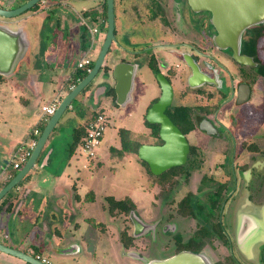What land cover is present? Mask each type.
I'll list each match as a JSON object with an SVG mask.
<instances>
[{
    "label": "rangeland",
    "instance_id": "obj_1",
    "mask_svg": "<svg viewBox=\"0 0 264 264\" xmlns=\"http://www.w3.org/2000/svg\"><path fill=\"white\" fill-rule=\"evenodd\" d=\"M47 1L51 6L53 2H55L53 5H59V10L55 13L52 12L53 16L57 15L59 18V25H52V17H48L41 27L32 29V33L34 32L35 35L38 33L40 37L39 41L35 43H53L51 53H57L56 50L61 43H79V34L83 26L80 19L82 10L96 5L98 0ZM159 2L161 6L164 3L166 5L170 4L172 9H167V14L170 23L173 20L175 21L170 25V28L174 29L177 36L172 34L167 39L168 27L163 30L161 26L150 23L146 19L150 13L160 14ZM131 3L132 0H122L126 13H129ZM122 5L120 1L114 0V41L122 43L125 50L122 51L125 57L122 56L121 59L133 60L129 51L137 50V45L131 43H154L155 41L159 43L163 40L183 38L190 43L204 47V51L211 58L214 57L218 60L209 62L211 68L213 65L215 66V63L219 66L220 73L215 75L218 83L216 89L226 99L219 98L213 102L212 99L204 98L202 100L203 98H198L193 94L182 96L178 94L181 93V85L173 81L172 103L192 106L204 102L213 109L217 105L215 101L220 102L219 105H222V107H220L216 118L222 123V126L215 129L213 134H208L199 126L186 134L189 145L198 147L202 159L197 160L199 166L196 170H194L195 168L191 170L190 176H169L168 182L172 189L164 193L170 186H160L159 190L156 179L147 173L135 154L125 153L120 156L111 151V148H120L118 130L121 128L129 131L131 141H138L141 144H155L158 142L156 137L148 134L144 123L145 113L149 105L160 93L156 74L151 71L153 69L150 70L146 66H141L144 65L145 58L139 59L141 61L138 63L140 69L136 67L128 99L123 101V98L117 95L113 99L112 96L105 94L106 88L114 87L113 79L110 73L108 76H104L99 71L87 84L82 91L83 93L79 94V96L84 95L87 98L78 106L82 108L84 114L79 115L75 110L68 107L59 117L55 127L56 134L52 142L53 150L49 166L57 170L69 160L71 171L76 173H74V179L79 195V202L75 203L76 209L72 212V217L77 220V225L74 224L75 228L71 230L62 231V241L59 247H65L69 243L75 242L81 247V252L73 255L51 254L52 264H84L83 261L87 264H138L136 261L121 255L118 238L123 228L130 230L129 221L125 220L123 215L113 216L109 213L107 196H112L115 199L128 197L133 201L134 212L140 219L145 220V222L152 221L154 218L159 220L156 230L152 229V233L142 235L139 238L143 240L147 247L144 254L146 257L153 259H162L174 253L172 238L175 232L172 230V223L176 224V231L183 238L190 235V228L195 219L180 215L177 212V202L182 195L189 191L194 192L198 200L204 199V192L208 191L209 184L208 182H204V184L201 182L200 177L203 173L218 175L219 178L230 175V177L237 180L235 199L234 201L228 200L225 203L220 218L228 235L230 234V227L228 226L229 213L231 214L236 210H247L256 216H259L261 210L264 213V84L257 83L254 91L245 101L233 99L226 102L229 99V89L224 86L227 79V70L233 77L236 76L233 64L228 60L232 58L235 61L233 58L234 45L228 43L227 46H223L218 44L221 42H215L216 31H214L211 19H208V14L204 12L203 17L198 16L197 12L194 13L189 10L185 0H143L141 12L145 17V21L135 23V26L130 25V18H127L126 13L121 10ZM48 10L51 11L50 8ZM184 19H187V23L184 22ZM86 23L88 27L96 25V22L91 20H86ZM243 34L245 32L241 33V39ZM103 38L102 32L97 34L95 43H102ZM260 43H264V33ZM45 50L46 48H42V56L47 55ZM77 53L78 51L74 52V55L76 56ZM39 56H36L35 63L32 61L27 64L23 60L18 67V71L0 83L1 165L8 158L7 152L9 151L6 150L9 149L14 138H19L22 142L28 126L38 122L37 103L48 102L61 85V79L55 74V71L53 73L46 72L48 66L41 64L42 57ZM52 56L54 55L52 54ZM260 57L264 60V52ZM155 60L159 61L160 59L156 58ZM71 62L70 57V64L66 65L65 63L63 68L65 70L69 69L72 65ZM168 62V66L174 70L188 71L187 59L183 61L175 56ZM246 67H244L245 72H249L251 69H246ZM53 68L56 71L58 70L55 65H53ZM31 73L37 75L36 82L33 81V88L29 81ZM181 83L183 84L182 81ZM177 87L179 89L178 93ZM99 89H102V91H98ZM185 90L189 91L187 88ZM78 97L73 99V105L78 103ZM96 110L103 112L106 127L96 151L97 156L89 160L78 146L71 152L68 149V144L71 142L73 129L85 124V118ZM233 161L239 164L244 163L243 167L247 168L245 173L252 169H256V171H250V175L245 174L243 178L237 170H231ZM220 163H224L223 172H219V168H217V164ZM234 187L231 181L227 187L230 190L228 194L233 191ZM174 188L175 193L173 192ZM258 203L263 205L260 206L262 209L256 205ZM169 215H171V218ZM72 217L70 220H72ZM216 221V215H213L207 224ZM165 225L170 226V231L164 230ZM262 236L263 233L259 228L253 238L254 241H251V243H256ZM220 254L226 255L227 251L218 239L211 237L210 241H205L204 255L212 264H215L218 257H222Z\"/></svg>",
    "mask_w": 264,
    "mask_h": 264
},
{
    "label": "crops",
    "instance_id": "obj_2",
    "mask_svg": "<svg viewBox=\"0 0 264 264\" xmlns=\"http://www.w3.org/2000/svg\"><path fill=\"white\" fill-rule=\"evenodd\" d=\"M25 1L26 0H0V7L4 9H12L21 5ZM54 3L55 2H53V4ZM53 4L51 8H53V12H57L59 10V5ZM48 6L51 5H49L47 0H41L37 8L27 10L25 13L16 18L3 19V21H0V24L7 26L11 31L15 32V38L20 39L22 42L14 43V49L18 55L15 56L13 60H8L6 65L3 62L2 65L0 63L1 69H4L5 72V74L0 73V76L4 78L0 83L14 75L15 72L18 71V67L23 60H25L27 64L32 61L35 63L37 55H40V58L42 57L41 64H46L48 66L46 72L53 73V71H55V74L61 79V85L55 91L54 96L48 102H43L42 104H40V102L37 103L39 117L38 122L34 125L28 126L27 133L25 134L22 142L19 138H14L11 146L8 150H6L9 151L7 152L8 158L2 165L0 164V183L6 181L10 174L15 170L12 167L13 157L20 146H27L29 141L33 138L32 136H28L29 133L32 132L33 134V130L40 129V127L45 125V123L43 125L42 121H40V106L48 104L53 99H61L68 92L63 89V86L65 83L71 81L73 77L72 75L76 69V62L83 56L84 51L88 48L87 47L83 50L80 43H61L56 50L57 53H51L53 43H35L39 41L40 37L38 33L36 35L34 32L32 33V29H38L39 26L41 27V25L46 21V18H48ZM52 19L53 18H51V21H53ZM52 25H55L54 21ZM171 35L172 33L169 31L167 39H169V36ZM101 44L102 43L94 44L91 51L92 59L96 58ZM131 44L137 45V50H131L130 52L131 55L133 54L132 61L136 64L137 68L140 66L138 63L141 62L139 59L145 58L143 61L144 65L141 66H146L151 70L147 62L149 52L156 58H159V61L164 60L169 63L168 61L173 59V49L172 46L169 45L170 43H161L165 45L152 46V49L149 47L151 43ZM122 46H124L122 43H118L117 41L112 42L105 55L103 64H108L110 65V68H112L113 64L118 62L121 57L124 56V52L122 51L125 50ZM42 48H46V56H42ZM76 51H78V53L75 56L74 52ZM52 54L54 56H52ZM70 57L72 59V65L69 69L65 70L63 66L65 63L66 65L70 64ZM53 65L57 66V71L54 70ZM151 71L153 72V70ZM133 78L131 87L133 85ZM257 78V83L264 84V77L257 76ZM36 80L37 75L35 73H31L29 81L32 88L34 87L33 81L36 82ZM113 84L115 85L114 79ZM73 85H70L69 88ZM98 91H102V89H99ZM79 94L76 97H78ZM179 94L182 95L181 93ZM85 99L87 98L84 97V95L79 96L77 99L78 104ZM89 116L90 115L85 118V122ZM83 125H79L73 129L71 142L73 140V133L75 129L82 127ZM55 127L56 124L51 133L48 135L33 167L24 175L26 177L24 179L22 178L21 181L0 200V242L33 256L39 255V257L46 259L51 264V254H63L61 251L64 247H59V244L62 241V231H66L67 229L71 230L75 228L74 224L77 225V220H75V217H72V212L76 209L75 203L77 204L79 202L77 184L74 179L76 173L74 172V174L73 171H71L70 162H68L69 160L57 170L52 166H49L53 150L52 142L54 141V136L56 134ZM147 131L149 134L148 128ZM77 146L79 147V143ZM87 159L90 160L92 158ZM46 166L49 167L47 168ZM71 217L72 220H70ZM82 263L87 264L84 261ZM0 264H26V262L15 256L0 251Z\"/></svg>",
    "mask_w": 264,
    "mask_h": 264
},
{
    "label": "water",
    "instance_id": "obj_3",
    "mask_svg": "<svg viewBox=\"0 0 264 264\" xmlns=\"http://www.w3.org/2000/svg\"><path fill=\"white\" fill-rule=\"evenodd\" d=\"M41 0H26L21 5L4 9L0 7V18L11 19L34 7ZM189 4L196 10L204 9L211 13V21L216 29L215 42L219 45L233 46V58L243 65H255L252 58L240 53L241 33L250 26L264 23V0H188ZM106 4V31L100 50L93 62L92 67L84 77L79 79L70 90L60 99L54 113L48 118L33 146L27 160L15 175L0 188V200L15 187L24 175L33 167L48 135L53 130L63 111L70 107L73 99L82 92L91 79L99 72L106 53L114 41V0H105ZM16 33L7 26L0 24V63L6 65L8 60H13L16 54L14 43H22L15 38ZM193 69L195 68L192 65ZM136 64H131L120 59L111 68V76L115 80L114 90L116 95L128 99V93L132 84L133 73ZM7 70V69H6ZM0 73L5 74L0 67ZM156 80L160 86L161 93L145 113V120L150 124H158L157 136L161 143L140 144L137 148V157L148 165L149 171L157 176L174 166L183 165L189 154V143L186 135L170 120L165 109L172 103L173 89L166 77L156 73ZM238 101H244L249 96L248 85H242L238 90ZM200 129L208 134H213L215 128L212 123L203 118L199 125ZM129 218L133 224V236H138L146 224L136 215L134 210L129 212ZM245 226V225H244ZM244 232L252 230L250 226L243 229ZM0 251L15 256L28 264H47L38 257L15 249L0 242ZM63 254L67 250L61 251ZM146 264H212L211 261L200 253L182 251L164 259H154Z\"/></svg>",
    "mask_w": 264,
    "mask_h": 264
},
{
    "label": "flooded vegetation",
    "instance_id": "obj_4",
    "mask_svg": "<svg viewBox=\"0 0 264 264\" xmlns=\"http://www.w3.org/2000/svg\"><path fill=\"white\" fill-rule=\"evenodd\" d=\"M118 1H120L121 5H122V0H118ZM185 1H186V5H188L189 10H191L194 13L197 12L198 16L200 15L201 17H203L204 12H206V14H208V19L211 18V13L209 11H206L204 9L196 10L189 4L188 0H185ZM39 2L32 9L37 8ZM103 3H105V0H98L97 4L94 5L93 7L97 8L98 12L101 13L103 10ZM142 4H143V0H132L131 5L129 6V10H130L129 13H126L125 7L122 5L121 10H122V12L124 11L126 13L127 18H130V20H129L131 22L130 25L135 26V23L138 24L139 22H142V20L145 21V17L143 15V13L141 12V5ZM158 5L160 6V9H159L160 14L156 13V12L150 13L149 16L146 17V19L149 20V21L148 20L147 21L150 23H156L158 26H161V28L163 30H165L168 27L167 32H169V31L171 33L173 32L172 34L174 36H177V34H175L174 29L170 28V25L175 23L174 20H173V22L171 21V23H170V20H169L168 14H167L168 13L167 9L168 10L172 9L170 7V4L166 5V3H164L162 5L163 6L162 7L160 2H159ZM51 7H48L51 9V11L48 10L47 15H48V17L50 16L53 18L54 24L59 25V18L57 17V15H55V16L52 15L53 8H51ZM98 17L100 19V22H98L97 24L99 26V30L101 33L102 25L106 24V22H104L102 16L98 15ZM81 18H82V16L80 17V19ZM3 19L4 18H0V21H3ZM184 20H185L184 22L187 23V19H184ZM251 27H253V26H250L243 31V32H245V34H243V36H242L241 46L245 41H247V39H249L252 36ZM213 28H214V31H216L214 26H213ZM246 34H248V36H246ZM161 43H170L169 45H171L172 49H173V51H172L173 57L177 56L178 58H180L183 61H184V59L188 60V63H187V70L188 71H186V72L185 71H177V70L172 69V67H169L168 63L166 61H164V60L156 61L155 60L156 57L152 53H150V52L148 53V56H147L148 61L147 62H150L151 60L156 62L155 63L156 70L153 71V73L154 74H156L157 72L162 73L166 77V79L170 82L173 91H174L173 81H175V83H178L181 85L180 91H181L182 95L193 94V95L197 96L198 98H203L202 100H204V98L210 99V100L212 99L213 102H214V100L217 101L219 98H222V100L226 99V97H223V94L219 90L216 89V86L218 85V83H217V79L215 78V75L220 73L219 66L215 63V66L213 65V67L211 68V66H210L211 64L209 62L211 60H214V61H218V60L215 59L214 57L211 58L204 51V47L198 46L197 44H194V43H190L186 39H183V38H178V40L177 39L176 40H167V41L163 40V42H159V43H156V41H155L153 44L151 43L149 45V47L151 48L152 46L165 45V44H161ZM185 50H186V52H185ZM192 50H193V52H192ZM130 52L131 51H129V53ZM240 53L243 55H246L245 53L241 52V49H240ZM246 56H248V55H246ZM123 60L127 61L131 64H135V63H133L132 60L122 59V61ZM228 60L231 62V64H233V67L235 69L234 73L236 76L233 77L229 73V71L227 70V74H226L227 79H226L224 86L229 89V96H228L229 99L226 102L233 100V99L238 100V96H237L238 90L244 84L248 85L249 94L251 95V93L254 91V88L258 82V78L253 75L254 72H253V69L251 68V67H254L256 64L255 65H243V64H240L238 62H235L232 58L228 59ZM236 63H237V65H236ZM192 65L195 67L194 69H193ZM244 67H246V69L250 68L251 70L249 72H245L246 70ZM162 68H163V70H162ZM181 81L183 82V84L181 83ZM178 87L176 89V90H178L177 93L179 92ZM186 88L189 89V91L188 90L186 91L185 90ZM193 90H195V91L193 92ZM160 93H161V90H160ZM160 93H159V95H160ZM158 97H156L153 100V102L156 101ZM216 101H215V103H217V106L215 107L213 112L210 111V107H208L207 103L203 102L201 104H197V105H200L202 107V109L200 112L197 113L196 116L198 118H200L199 122L203 118H206L212 123V125L215 129H218L219 126H222V123H220L217 120L216 115L218 114L220 107H222V105L220 106L219 105L220 102L218 103ZM171 104H173V103H171ZM157 143L160 144L161 142H159V140H158ZM157 143H155V144H157ZM223 164L224 163L217 164L218 165L217 168H219V172L220 171L223 172V169H224ZM237 164H239V163H236L235 161H233V164L231 166V170H237L240 173V176H243V178H244L245 174L250 175L249 174L250 171H256V169H252L248 173H245V171L247 169L246 167H243L245 164L244 163L239 164V166L235 167V165H237ZM196 169L197 168H195L194 170H196ZM186 171L187 170H185L184 172H186ZM190 174H191V172H190ZM190 174H189V176H190ZM222 175L225 176L224 174H222ZM204 176H206L207 179H211V181H213V182H216V183L218 182L220 184H224L226 187H228V184H230V182L232 181L234 186H235L233 191L230 194H228L230 191V190H228L227 195H226V200L221 207L219 215L216 216L217 222L219 223L220 228H221V234L217 233V235L220 237V239H218V240L220 241V243L222 244L224 249L227 251V254L226 255L220 254V256H222V257H220V258L218 257L215 264H249V263L250 264H264V225H263L264 213L262 212V210H261L262 208L260 207L263 205H261V203L256 204L261 208L260 209L261 212H260L259 216H256L255 214H253L247 210H236L231 214L229 213L228 217H230V221L228 222V226L230 227V234L228 235V233H226L224 230V227L222 225L220 218H221L223 206L225 205V203L228 200L234 201V199H235V190L237 187L236 186L237 180H236V178L233 179V177H230V175H227L223 178H219L218 175L214 176L213 174H206V173H203L200 178L202 179V178H204ZM158 188L160 190L159 185H158ZM173 192L175 193V188H174ZM185 195H182L180 198L182 199ZM248 197H250V196H248ZM180 198L178 199L179 201L177 203L180 202V200H181ZM170 201H171V199H170ZM263 208H264V206H263ZM169 217L171 218V215H169ZM124 219L129 221L130 230H128L127 228H125V229L123 228L120 231L118 241H119L120 247H121L120 248L121 255L131 259L132 261H136L138 264H146V262L154 260L153 258L146 257V255L144 253H145V250L147 247L144 244L143 240H141L139 238H141L142 235L152 233L151 232L152 229L156 230L157 226L159 224V220L154 218L155 220L153 219L152 221L145 222V220L143 221L141 219L143 221V223L146 224V227L142 229V231L140 232V234L138 236H133V224L131 222V219L129 218L128 215L124 216ZM193 219H195V222L190 228V235H188V237H185V238H183V236L179 232L176 231V229H177L176 224H174V223L171 224L172 230H174V232H175L173 235V238H172V243L174 245V253L169 255V256L175 255V254L182 252V251H188V252H192V253H200L204 257V237H206L204 235V227L206 229L211 228L213 223L208 225L207 224L208 222H205V224H204V221L198 220V218L197 219L193 218ZM169 225H165L164 230L170 231L171 225L170 226ZM160 226H162V225H160ZM248 226H250V228L252 230H249L248 232H244L243 229H245L246 227L248 228ZM259 228L261 229L263 236L261 237V239H259L258 241H256V243L253 244V243H251V241H254L253 238L256 236ZM122 232H124V234H125L124 239L127 241L128 246H126L122 243V240H121V233ZM194 236H196V239ZM198 237H200V239ZM192 238H194L195 240ZM188 241H189V243H188ZM184 242H187V247L183 248L182 244ZM251 246L253 247L252 250H251ZM62 250H67L66 254H70V255L80 253V251H81L80 246L78 245V243L76 244L75 242L69 243ZM34 256L39 257V255H34ZM169 256H166V257H169ZM166 257H163L162 259H164ZM252 259L255 261L253 262ZM157 260H159V259H157Z\"/></svg>",
    "mask_w": 264,
    "mask_h": 264
},
{
    "label": "trees",
    "instance_id": "obj_5",
    "mask_svg": "<svg viewBox=\"0 0 264 264\" xmlns=\"http://www.w3.org/2000/svg\"><path fill=\"white\" fill-rule=\"evenodd\" d=\"M81 15L84 20H87V21L91 20L95 22H96L98 15H100L102 16L104 22H106V5L105 3H103V10L101 13L98 12L97 8L92 6V7L83 9ZM251 30H252V36L242 44L241 52L250 56L252 58V61L256 64L254 67H251L254 72L253 75L255 77L257 76L264 77V60H262L260 57V55H262V53L264 52V43H260V40L264 33V24L253 26L251 27ZM105 31H106V24L102 25V28H101V32L103 35L105 34ZM79 43L81 44V48L83 50H85L89 45V34L85 26H82V29L80 31ZM94 60L95 59L92 60V63L90 64V68L92 67ZM148 66L151 69H153V71L156 70L155 62L153 60L148 62ZM110 70H111L110 65L103 64L99 71H101L104 76H108ZM86 73L87 72L85 69L76 68L74 74L72 75L73 77L71 81L65 83V85L63 86V89L65 91H69L70 90L69 86L75 84L79 79L84 77ZM3 79L4 78L0 76V82ZM104 92L106 95L112 96L113 99L115 98V92H114L113 87L106 88ZM78 106H79L78 103H76L75 105L71 103L70 108L72 110H75L76 113H78L79 115H83L84 113H83L82 108ZM215 107H213V109L210 108V111L213 112ZM201 109L202 107L200 105L191 106V105L171 104L168 107H166L165 113L170 118V120L180 129V131L186 135L187 133H189L190 131H192L199 125L200 118H198L196 115L198 112L201 111ZM96 113L103 114V112L101 111H96V112L93 111L91 112L86 122L90 120L92 117H94ZM86 122L84 126L75 129L73 133V140L68 146V149L70 151L74 150V148L77 146L78 143L80 144L81 138L84 134ZM144 123H145V126L149 128V135L156 137L159 140V142H161V140L157 136L158 124H150L146 120H144ZM41 130H42V127L38 129V133L36 135L32 134L31 132L29 133L28 136H32L33 138H38ZM118 135L120 138V148L119 149L111 148V151L116 152L120 156L124 155L125 153L136 154L137 148L141 143L138 141H134V140L131 141L130 133L126 129H122V128L119 129ZM199 158L202 159L201 152L199 151L198 147L194 145H190L187 161L183 165L171 167L157 176L153 175L149 171L148 165L146 164L145 161L140 160V159H138V161L139 163H141L142 166L145 167L147 173H149L152 177L156 179L159 186H170L168 187V189L165 190L164 193H166V192L171 191L172 189L170 183L168 182V177L176 176V175L186 177L187 175L190 174L193 168H197L199 166L198 165L199 161H197L199 160ZM185 170H187L186 171L187 173L184 172ZM17 171L18 170H14L6 181L0 183V188L3 187L15 175ZM25 177L26 176H24L23 179ZM201 182L203 184L204 182H208L209 184L208 191L204 192V199L198 200L196 197V194L192 191H189L177 204V212L183 216H190L191 218H196V219L198 218V220L204 221V224H205V222H208L213 215H216V216L219 215L221 207L226 200L228 189L224 184L213 182L211 181V179H207V177L205 176L204 178L201 179ZM106 201H107L108 211L113 216L114 215L127 216L131 210L135 209L133 201L128 197H125L123 199H115L112 196H107ZM217 233L221 234V228L217 221L212 224L211 228L206 229L204 227V235L206 236L204 237V245H205V241H210L212 236L213 238L220 239ZM124 235H125L124 232H122L121 233L122 243L128 246L127 241L124 239ZM194 237L196 239V236ZM198 238L200 239V237ZM182 247L183 248L187 247V242H184L182 244Z\"/></svg>",
    "mask_w": 264,
    "mask_h": 264
},
{
    "label": "built area",
    "instance_id": "obj_6",
    "mask_svg": "<svg viewBox=\"0 0 264 264\" xmlns=\"http://www.w3.org/2000/svg\"><path fill=\"white\" fill-rule=\"evenodd\" d=\"M82 25L86 27L88 34H89V45L88 48L84 51L83 56L76 62L75 67L77 69H85L86 72L90 69V64L92 63V56L91 51L96 42V35L100 34L98 22H100L99 17L96 19V25L92 27H88L86 20L81 18ZM72 87V86H71ZM70 87V88H71ZM60 99L56 98L53 99L46 105L40 106V121L42 123H46L48 118L54 113ZM106 127V120L105 116L102 113H96L94 117L86 122L84 134L81 138V142L79 144L80 149L85 154L86 158H93L96 156L97 148L101 142L103 132ZM38 133V129L33 130V134L36 135ZM36 138H32L27 146L22 147L20 146L17 149L13 157V169L19 170L22 165L27 160L33 146L35 145ZM42 261L46 262L47 264H51L49 261L42 257H38Z\"/></svg>",
    "mask_w": 264,
    "mask_h": 264
}]
</instances>
